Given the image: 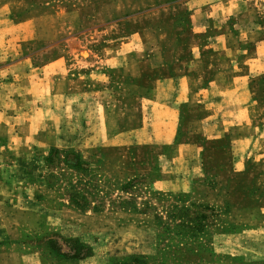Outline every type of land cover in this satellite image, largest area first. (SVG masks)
Wrapping results in <instances>:
<instances>
[{
	"label": "rangeland",
	"instance_id": "rangeland-1",
	"mask_svg": "<svg viewBox=\"0 0 264 264\" xmlns=\"http://www.w3.org/2000/svg\"><path fill=\"white\" fill-rule=\"evenodd\" d=\"M242 1L246 10L240 13L253 20L233 17L229 27L256 30L264 41V0ZM189 15L178 0H0V44L10 46L9 64L29 57V69L20 73L36 69L42 85L49 80L50 61L66 58L76 66L68 101H33L30 94H16V72L0 76L9 90L0 102V264H102L131 255L150 257L153 264H264V164L248 162L236 172L229 153L216 152L210 161L218 166L203 161L191 189L172 193L152 187L171 146L93 145L98 135L87 124L95 122L96 101L105 115L119 113L118 120L105 117L109 136L115 121L116 131L138 128L145 120L142 99L155 78L191 60L209 42L207 34L216 33L212 25L201 33ZM241 47L252 59L254 45ZM94 61L101 77L92 80L86 62ZM84 73L88 78L79 80ZM21 79L29 91L31 78ZM251 79L264 117V69ZM85 90L98 93L94 104ZM50 149L74 153L89 165L88 177L98 189L90 203H101V211L70 204L67 182L89 178L62 163L48 169ZM58 172L62 176L53 183L49 174ZM130 182L127 193L119 190ZM183 223L192 231L176 228ZM48 241L62 253L78 241L93 257L63 260Z\"/></svg>",
	"mask_w": 264,
	"mask_h": 264
},
{
	"label": "crops",
	"instance_id": "crops-1",
	"mask_svg": "<svg viewBox=\"0 0 264 264\" xmlns=\"http://www.w3.org/2000/svg\"><path fill=\"white\" fill-rule=\"evenodd\" d=\"M178 1L189 10L191 22L200 27L201 33L206 34L211 25L217 31L207 34L209 42L202 49L193 51L191 60L177 62L174 71L167 67L170 72L155 78L142 99L146 105L143 124L123 132L116 131L118 125L115 121L111 124L113 131L109 136L105 117L118 120L119 113L108 111L105 115L104 108L96 101L99 97H94L98 93L88 90L84 93L92 99L91 103L96 101L95 122L87 124L92 127L90 131L98 135L93 145L171 146L170 157L162 165L152 187L158 191L186 193L193 185L196 168L203 165V161L212 167L218 166L216 161H210L216 152L229 153L236 172L243 171L248 162L264 164V117L257 110V94L251 85V76L264 69V41L258 39L256 30L232 32L229 27L228 20L233 17H240L247 23L253 20L240 13L246 10L242 0ZM249 43L254 45L250 60L247 59L249 51L241 47ZM9 47L0 44V76L4 79L6 74L16 72L17 95L30 94L33 101L41 96L63 101L70 99L72 70L76 66L68 64L66 58L50 61L46 67L49 80L42 85L36 79V69L20 73L22 68L29 69V57L8 63ZM13 50L23 54L18 48ZM94 62H86L90 66L87 69L91 68L89 77L92 80L101 77L97 71L100 67L95 65L98 62ZM241 69L246 72L241 73ZM79 77L82 81L85 73ZM21 78H31L29 91L28 86L20 85ZM8 95V82H0V102L6 101ZM89 116L91 118V114Z\"/></svg>",
	"mask_w": 264,
	"mask_h": 264
},
{
	"label": "trees",
	"instance_id": "trees-1",
	"mask_svg": "<svg viewBox=\"0 0 264 264\" xmlns=\"http://www.w3.org/2000/svg\"><path fill=\"white\" fill-rule=\"evenodd\" d=\"M62 163V165L69 171L74 173H80L82 176L88 177L91 176V172L89 169V165L86 162H83L80 157L71 152H60L56 149H50L49 153L46 157V164L51 169H56L57 165ZM62 173L58 172L57 175L53 173L49 174V178H51L55 183L58 177H61ZM64 176V175H63ZM89 179L86 181H82L79 179L76 183H68L66 185L68 199L71 205L80 210L92 209L93 211H101L103 205L101 203L95 204L91 206L90 201L95 200L97 196L98 189L94 187L91 183L92 177H88ZM63 181V180H62ZM133 182H130L119 188L121 192L127 193V190L133 188ZM94 191V192H93ZM132 203L122 202L121 205H129L131 209L135 210V207L131 205ZM157 223L161 226L162 221L159 217H156ZM176 228L180 230H188L192 231V227H189L188 224L178 225ZM175 228V229H176ZM163 230L169 233V228L164 227ZM185 234V233H184ZM175 235H179V233H175ZM69 252L62 253L59 247L53 241H48L47 246L49 250L56 256L66 261H76L83 262L93 257L92 250L81 244L78 241L69 243ZM154 260L150 257L139 256V255H131L123 258H105L102 261V264H153Z\"/></svg>",
	"mask_w": 264,
	"mask_h": 264
}]
</instances>
